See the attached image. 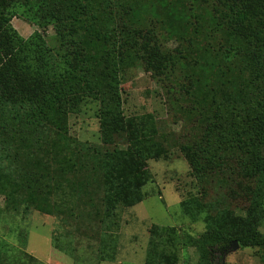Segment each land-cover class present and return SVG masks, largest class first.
I'll return each instance as SVG.
<instances>
[{"label":"trees","instance_id":"trees-1","mask_svg":"<svg viewBox=\"0 0 264 264\" xmlns=\"http://www.w3.org/2000/svg\"><path fill=\"white\" fill-rule=\"evenodd\" d=\"M17 9L39 29L52 26L58 45L38 30L20 36L11 24ZM153 20L194 52L186 92L198 124L180 151L199 181L225 189L224 202L248 203L237 213L201 193L207 226L192 246L198 264H222L234 240L264 247V0H0L4 209L97 217L106 205L142 201L146 161L168 150L154 117L124 116L121 79L137 65L174 75L182 63L163 51ZM87 100L99 105L101 144L69 135V116ZM156 256L174 259L149 253L146 264H159ZM0 264L43 263L7 243Z\"/></svg>","mask_w":264,"mask_h":264},{"label":"rangeland","instance_id":"rangeland-1","mask_svg":"<svg viewBox=\"0 0 264 264\" xmlns=\"http://www.w3.org/2000/svg\"><path fill=\"white\" fill-rule=\"evenodd\" d=\"M11 24L23 38L38 30L49 46L58 45L52 26L39 29L20 9ZM152 29L163 51L178 56L182 63L174 75L155 76L137 65L127 68L121 79L124 116L154 117L168 150L167 156L146 161L149 179L142 186V201L116 209L106 205L97 217L60 218L35 209L26 214L23 209L19 213L5 210V198L0 194V246L8 243L23 249L43 264H146L149 253L155 252L165 257L174 254L171 263L158 261L156 256L159 264H198L200 254L192 243L206 231L201 209L205 204L203 190L208 202H222L237 213L247 207L248 203L239 198L224 202L225 189L199 181L180 151L179 146L193 137L198 124L186 92L190 87L188 75L194 70L189 55L194 52L188 49L187 41L167 31L171 29L168 24L153 20ZM98 106L87 100L69 116L72 138L102 143ZM257 229L264 237V218ZM153 242L156 246L151 245ZM221 256L222 264H264V247L239 245L231 250L229 244Z\"/></svg>","mask_w":264,"mask_h":264},{"label":"water","instance_id":"water-1","mask_svg":"<svg viewBox=\"0 0 264 264\" xmlns=\"http://www.w3.org/2000/svg\"><path fill=\"white\" fill-rule=\"evenodd\" d=\"M238 247H239V243L236 240H234L231 243V250H236Z\"/></svg>","mask_w":264,"mask_h":264}]
</instances>
